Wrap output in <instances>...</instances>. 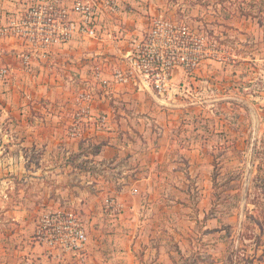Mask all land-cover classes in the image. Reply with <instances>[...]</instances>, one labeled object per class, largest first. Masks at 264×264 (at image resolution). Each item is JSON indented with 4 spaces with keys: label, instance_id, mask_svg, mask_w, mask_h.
Wrapping results in <instances>:
<instances>
[{
    "label": "rangeland",
    "instance_id": "1",
    "mask_svg": "<svg viewBox=\"0 0 264 264\" xmlns=\"http://www.w3.org/2000/svg\"><path fill=\"white\" fill-rule=\"evenodd\" d=\"M144 1L157 7L153 21L167 19L206 40L209 58L197 82L174 88V101L191 105L176 116L211 143L205 163L189 183L185 171L166 165L142 202L137 229L123 235L117 221L98 216L109 198L98 176L117 174L62 159L49 138L60 128L46 123L47 113L29 128L0 98V264H67L75 255L80 264H264V0ZM59 211L86 230L79 252L53 249L39 235L45 217Z\"/></svg>",
    "mask_w": 264,
    "mask_h": 264
},
{
    "label": "crops",
    "instance_id": "2",
    "mask_svg": "<svg viewBox=\"0 0 264 264\" xmlns=\"http://www.w3.org/2000/svg\"><path fill=\"white\" fill-rule=\"evenodd\" d=\"M41 1L44 0H0V28ZM106 1L118 4L117 13L105 7ZM81 2L99 12L95 19L96 38L77 35L66 44L42 48L33 47L18 37L0 36V70L8 68L10 71L8 82L0 79V98L12 112L18 113L17 123L29 128L37 125L33 121L35 115L47 113L46 123L54 122L60 128L48 136L62 159L72 156L81 163L90 160L92 166H101L103 174H117L115 179H104L100 175L97 181L100 186L106 185V195L115 198L122 211L117 219L109 209L98 216L117 221V230L129 235L137 229L140 208L154 189V178L161 180L163 168L172 162L175 169L187 173L189 183L190 173L197 165L205 163L206 150L211 143L196 135L189 118L176 116L182 108L191 105L186 100L175 102V89L173 97L167 99L158 95L142 76H137L130 85H111L108 89L102 88L95 77L96 73H101V78L110 80L115 69L127 64L128 57L151 25L157 7L144 0H64L63 9L69 20L79 24L83 17L75 6ZM26 59L30 64L28 68ZM174 77L175 84L180 82L184 86L196 83L199 78L197 73L183 70L175 71ZM83 92L94 96L90 123H85L80 137L72 139L65 130L73 122V110L79 107L77 97ZM66 110L68 118L63 114ZM101 115L107 117L109 127L97 130L92 122ZM105 166H109V170L105 171ZM65 168L73 169L72 163ZM66 263L80 264L78 255Z\"/></svg>",
    "mask_w": 264,
    "mask_h": 264
},
{
    "label": "built area",
    "instance_id": "3",
    "mask_svg": "<svg viewBox=\"0 0 264 264\" xmlns=\"http://www.w3.org/2000/svg\"><path fill=\"white\" fill-rule=\"evenodd\" d=\"M63 2L64 0L41 1L18 18L12 17L6 27L0 28V36L18 37L33 47L42 48L66 44L77 35L96 38L98 26L95 19L99 12L86 3H77L75 9L83 17L82 24H79L69 20L63 9ZM105 7L113 13L118 11L115 1H106ZM207 50L209 49H206L203 37L193 35L188 29L172 21L159 18L153 21L135 52L128 57L127 64L115 69L110 80L101 78V73H96L95 77L100 80L102 88L108 89L111 85H130L137 76H142L158 95L170 99L175 88V71L196 72L209 58ZM26 63L28 68V59ZM0 79L4 82L10 80L8 68L0 70ZM93 101L94 96L90 93L78 95L79 107L69 129L70 138L80 137L85 123H90L88 119ZM92 126L97 130H104L109 127V121L106 116L101 115L96 117ZM107 207L113 216H118L122 211L115 198L108 199ZM45 219L46 226L39 235L53 249L79 252L86 246L87 233L76 215L59 211L49 214Z\"/></svg>",
    "mask_w": 264,
    "mask_h": 264
}]
</instances>
